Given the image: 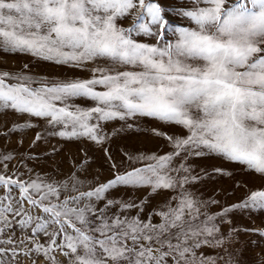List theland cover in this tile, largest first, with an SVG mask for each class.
Masks as SVG:
<instances>
[{
    "label": "snow or ice",
    "instance_id": "snow-or-ice-1",
    "mask_svg": "<svg viewBox=\"0 0 264 264\" xmlns=\"http://www.w3.org/2000/svg\"><path fill=\"white\" fill-rule=\"evenodd\" d=\"M4 53L31 59L0 69V114L25 121L3 138L43 119L91 142L110 175L88 178L87 151L35 172L40 134L0 151V264H242L239 237H264L233 221L264 210V187L222 204L198 185L232 173L194 167L218 157L264 181V0H0ZM140 119L162 147L117 159L107 123Z\"/></svg>",
    "mask_w": 264,
    "mask_h": 264
},
{
    "label": "rangeland",
    "instance_id": "rangeland-1",
    "mask_svg": "<svg viewBox=\"0 0 264 264\" xmlns=\"http://www.w3.org/2000/svg\"><path fill=\"white\" fill-rule=\"evenodd\" d=\"M129 22H125L127 26ZM31 58L24 55L4 53L0 55V69L18 70L24 63H27ZM32 72L41 75H55L60 72L59 68H54L46 62L37 64L35 61L30 65ZM7 115L0 114V151L15 149L18 142L23 140L21 152L29 147L34 141L35 136L40 134L42 139L34 148L35 153H40L42 159L39 161L27 162L28 167H31L35 172L43 175L44 173H52L57 168L62 172L67 173L69 170V162L73 159L83 157L87 151L95 163L87 171L88 178H93L100 174V179H106L110 173L107 171V165L103 161L102 152L98 151L91 142L66 140L61 138L56 133L60 130V126L52 127L43 119H33L29 123L33 127L26 129H18L16 133H12L7 139L3 138L5 125L11 127L13 121L24 123L25 121L18 120L19 114H14L11 110H5ZM132 124L131 128H127L123 121L108 122L104 131L108 134L109 139L105 147L117 158H121L122 153L129 150H148L152 151L157 146L163 145V142L153 138L150 129L159 127V123L150 119H140L129 121ZM119 130V131H115ZM115 131V134L113 132ZM57 149L58 153H52V149ZM166 150V149H165ZM52 153L51 158L47 154ZM20 166V156H15L9 167ZM194 167L197 172L201 168L207 169L211 173L214 167L224 169L226 172H231V176L212 174L210 177H205L203 182L198 185L200 191L204 195H215L221 200L222 204L235 203L246 195L247 189L256 190L264 187V181L258 176L247 174L242 171V166L220 159L213 158H194ZM237 183L246 185V188L236 189ZM116 193H114L115 195ZM233 221L236 224L244 225L249 228H264V210L255 211L251 214L248 212L233 214ZM236 248L240 249V258L242 264H264V237L259 234H243L239 237V242Z\"/></svg>",
    "mask_w": 264,
    "mask_h": 264
}]
</instances>
